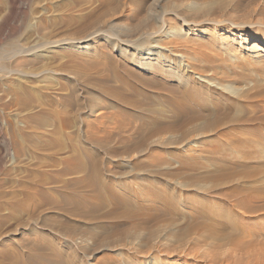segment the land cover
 I'll return each mask as SVG.
<instances>
[{
	"label": "rangeland",
	"instance_id": "374dc122",
	"mask_svg": "<svg viewBox=\"0 0 264 264\" xmlns=\"http://www.w3.org/2000/svg\"><path fill=\"white\" fill-rule=\"evenodd\" d=\"M254 38L264 0H0V264H264Z\"/></svg>",
	"mask_w": 264,
	"mask_h": 264
},
{
	"label": "bare ground",
	"instance_id": "6f19581e",
	"mask_svg": "<svg viewBox=\"0 0 264 264\" xmlns=\"http://www.w3.org/2000/svg\"><path fill=\"white\" fill-rule=\"evenodd\" d=\"M156 38V37H155ZM249 41H251V40H249ZM251 43V45H252V47H259V46H263L264 45V41L263 40H261L260 38L259 39H257V38H254L253 39V42H250ZM242 45H243V43H242ZM153 46L154 47H156V48H160V49H167V46L166 45H164V44H161L159 41H157L156 40V42L153 44ZM257 49V48H256ZM158 54V57H161V55H163L162 54V52H158L157 53ZM174 55L176 56V57H181V55H180V53H178V52H174Z\"/></svg>",
	"mask_w": 264,
	"mask_h": 264
}]
</instances>
